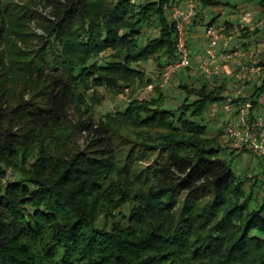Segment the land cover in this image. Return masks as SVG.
<instances>
[{"label":"trees","instance_id":"obj_1","mask_svg":"<svg viewBox=\"0 0 264 264\" xmlns=\"http://www.w3.org/2000/svg\"><path fill=\"white\" fill-rule=\"evenodd\" d=\"M198 1V25L222 4ZM171 3L0 0V264H264L261 178L197 122L226 84L136 97L175 57ZM97 88L135 97L97 119Z\"/></svg>","mask_w":264,"mask_h":264},{"label":"built area","instance_id":"obj_2","mask_svg":"<svg viewBox=\"0 0 264 264\" xmlns=\"http://www.w3.org/2000/svg\"><path fill=\"white\" fill-rule=\"evenodd\" d=\"M145 1L160 0H131V3ZM198 15V0H172L169 20L175 30V57L165 65L160 80L150 85L149 90L164 89L183 71H199L218 86L231 85L228 99L212 103L207 113L212 118H218L221 112L230 117L221 139L228 153L250 152L264 162V59L253 42L256 26L252 14L242 13L237 33H229L226 23L217 20L199 27L205 50L197 55L199 64L195 65L190 40L198 28Z\"/></svg>","mask_w":264,"mask_h":264},{"label":"rangeland","instance_id":"obj_3","mask_svg":"<svg viewBox=\"0 0 264 264\" xmlns=\"http://www.w3.org/2000/svg\"><path fill=\"white\" fill-rule=\"evenodd\" d=\"M222 4L216 7L208 8L207 11L209 12L210 16L207 18V21H212L216 16H218V22H224L230 18V15L233 14L232 7L234 4H237L236 0H221ZM239 2V1H238ZM244 12H249L252 14V19L254 17V10L252 9H246L242 10L240 13V16ZM237 17V16H236ZM238 19V18H237ZM236 19V21H237ZM240 19V18H239ZM256 26L255 35L253 36V42L258 45L259 50L261 51L262 55H264V31L257 34V24H254ZM145 37L144 40H147L150 36H158L159 32L157 29L153 28H145ZM146 71L148 74H152L156 67L152 62H149L144 65ZM191 77L187 76V72L183 71L181 74L176 75L172 81L163 89L166 98V108L172 111H177L179 106L184 103L186 100V93L181 90L180 88V80L184 83H192L193 86L200 88L204 82V79L202 75L199 73V71L190 72ZM228 89L231 90V85H228ZM97 95L101 99V102L95 106V118L101 117V115L116 111L117 108H119L124 103H127L128 101L132 100V97H135L134 94H132L129 90L125 91V95L121 96H115L111 94L109 91H107L104 88H97ZM153 91L149 90V86L147 88H138L136 97L139 98H145L148 96L149 93H152ZM228 92V91H227ZM90 95L92 93L90 92ZM191 102L194 100V98L190 99ZM122 108V107H120ZM123 109V108H122ZM230 120V117L227 114H224L221 112L220 116L218 118H212L208 115V113H205L204 116L201 119H197L198 123H201L207 127V130L210 132L211 135H216L221 130L225 129V126L227 122ZM81 144L83 145L84 140L82 139ZM236 158L232 159L231 156L228 153L222 154L221 156L225 158L228 161H231L232 169L235 173V175L238 178H245L246 176L250 177H257L261 178V182L259 181L258 185L255 190V201L253 203L254 208H258L264 205V167L262 165L261 160L253 155L250 152H241L236 153ZM251 183L247 185V187H250ZM100 226L102 223H99Z\"/></svg>","mask_w":264,"mask_h":264},{"label":"crops","instance_id":"obj_4","mask_svg":"<svg viewBox=\"0 0 264 264\" xmlns=\"http://www.w3.org/2000/svg\"><path fill=\"white\" fill-rule=\"evenodd\" d=\"M236 1H237V4H234V6L232 7L233 14H231L230 18L224 22L225 23L230 22L236 28L238 26V23L240 20L239 18L241 17L240 13L242 12V10L252 9V10H254V14H255L253 19H252V22H253V24H255V23L257 24V28H258L257 34L264 31V0H236ZM219 14L220 13H218L216 18H214L212 21L208 22L207 18L210 16V14L207 11L205 13L204 22L202 24H199V25L197 24L198 28H196L194 30V35L190 40V48H191V51H192L193 56H194V64L195 65L199 64V59H198L197 55L201 52H204V50H205V40L203 38L202 30H200L199 27L208 25L211 22L218 20ZM236 19H237V21H236ZM262 57L264 59V55H262ZM227 90H228V87H227ZM228 92H229V90H228ZM228 92H227V94H229Z\"/></svg>","mask_w":264,"mask_h":264}]
</instances>
